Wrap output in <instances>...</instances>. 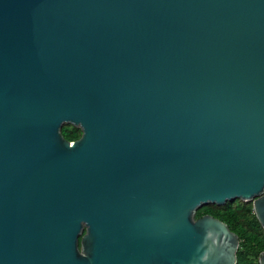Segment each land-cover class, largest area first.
<instances>
[{
  "label": "water",
  "instance_id": "water-1",
  "mask_svg": "<svg viewBox=\"0 0 264 264\" xmlns=\"http://www.w3.org/2000/svg\"><path fill=\"white\" fill-rule=\"evenodd\" d=\"M235 201L264 231V0H0V264H237Z\"/></svg>",
  "mask_w": 264,
  "mask_h": 264
},
{
  "label": "trees",
  "instance_id": "trees-1",
  "mask_svg": "<svg viewBox=\"0 0 264 264\" xmlns=\"http://www.w3.org/2000/svg\"><path fill=\"white\" fill-rule=\"evenodd\" d=\"M61 133L69 142L79 137V131L70 126L63 127ZM205 215L223 222L238 237L237 264H258L264 252V231L253 215L251 203L235 201L223 207L204 206L196 212L195 218Z\"/></svg>",
  "mask_w": 264,
  "mask_h": 264
},
{
  "label": "flooded vegetation",
  "instance_id": "flooded-vegetation-1",
  "mask_svg": "<svg viewBox=\"0 0 264 264\" xmlns=\"http://www.w3.org/2000/svg\"><path fill=\"white\" fill-rule=\"evenodd\" d=\"M76 130H78V129H76ZM79 131V130H78ZM80 136H81V132L79 131V137L76 139V140H74V141H77L79 138H80ZM73 141V142H74Z\"/></svg>",
  "mask_w": 264,
  "mask_h": 264
}]
</instances>
